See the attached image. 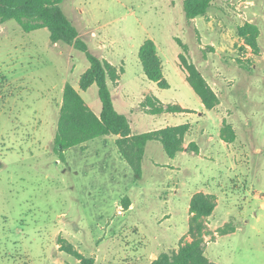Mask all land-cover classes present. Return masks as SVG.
<instances>
[{
	"label": "rangeland",
	"instance_id": "rangeland-1",
	"mask_svg": "<svg viewBox=\"0 0 264 264\" xmlns=\"http://www.w3.org/2000/svg\"><path fill=\"white\" fill-rule=\"evenodd\" d=\"M61 8L91 53L123 69L108 86L132 133L187 122L183 145L197 149L170 158L148 141L140 179L113 135L60 158L54 137L64 84L96 114L101 109L95 84L78 88L89 63L74 46L51 43L46 28L0 22V264H80L67 249L94 264H149L190 240L189 200L198 191L216 197L205 255L214 264H264V0H211L190 21L182 0H64ZM245 23L259 30L257 52L238 35ZM146 38L157 46L168 88L143 73L138 49ZM175 38L218 95L215 108H198ZM147 95L197 111L145 114ZM224 124L231 142L220 136Z\"/></svg>",
	"mask_w": 264,
	"mask_h": 264
},
{
	"label": "trees",
	"instance_id": "trees-1",
	"mask_svg": "<svg viewBox=\"0 0 264 264\" xmlns=\"http://www.w3.org/2000/svg\"><path fill=\"white\" fill-rule=\"evenodd\" d=\"M64 0H0V22L14 20L24 32L46 28L51 43H65L82 51L89 63L80 75L78 88L87 90L95 84L101 103L99 114H96L84 101L78 89L70 83L63 87L62 102L59 108L57 129L55 132L54 149L63 159V151L86 141L101 136H116L115 144L121 158L128 165L136 179L142 175V159L145 145L150 140L159 141L164 152L174 158L178 152L192 150L197 147L190 142L184 147V137L190 128L189 123L168 125L159 129L142 133H132L128 117L118 112L113 104L108 82L116 84L123 69H118L106 59L100 58L88 49L87 44L78 34L76 27L68 19L61 8ZM211 0H182L183 12L187 21L206 13ZM259 30L256 25L245 23L238 28V35L245 38L246 44L255 52L258 51L257 37ZM181 48L178 59L186 74V81L193 92L199 97L207 110L219 104V97L208 84L198 67L187 57L188 46L179 38H175ZM138 58L145 77L156 83L159 88H168L169 83L164 77L161 58L155 42L146 38L138 49ZM140 107L148 114L157 115L164 112L182 113L189 111L179 104H164L156 96L147 95L141 101ZM220 136L227 142L235 138L229 124H224ZM124 206H129L125 201ZM216 207V197L212 193L195 192L189 200L188 234L190 240L180 243L176 250L161 252L149 264H214L205 255V235L207 228L205 219ZM227 226V225H226ZM221 234L227 232L226 227L218 230ZM72 252L80 264H94L93 257H85L78 252ZM129 264V263H125Z\"/></svg>",
	"mask_w": 264,
	"mask_h": 264
},
{
	"label": "crops",
	"instance_id": "crops-1",
	"mask_svg": "<svg viewBox=\"0 0 264 264\" xmlns=\"http://www.w3.org/2000/svg\"><path fill=\"white\" fill-rule=\"evenodd\" d=\"M110 63H112V62H110ZM120 79V78H119ZM185 79H186V75H185ZM118 82H119V80H118ZM118 82L116 83V85L118 84ZM109 83V82H108ZM116 85H114V86H116ZM169 86H170V84H169ZM77 89V88H76ZM112 96V95H111ZM159 99V98H158ZM160 100V99H159ZM112 101H113V99H112ZM161 101V100H160ZM162 103H164L163 101H161ZM201 102V101H200ZM113 104H114V102H113ZM177 104H179V103H177ZM124 105H126V99L124 98ZM181 107H183V108H186V109H188L189 111H192L191 113H194L195 111H197V109L195 108H188V107H186V106H183V105H181V104H179ZM203 105H202V103H200L199 104V106H198V108H200V107H202ZM114 107H115V109L117 110V106H115V104H114ZM119 109V111H120V113H122V110H124L123 109V106H122V108L120 107V108H118ZM140 109V108H139ZM118 111V110H117ZM118 111V112H119ZM140 111L141 112H143V113H145V114H148V113H146L142 108L140 109ZM194 111V112H193ZM124 114V113H123ZM162 114V113H161ZM183 114V113H182ZM157 115H159V114H157ZM175 125H177V124H175ZM130 128H131V125H130ZM131 132H132V129H131ZM104 137H106V136H101V137H99V138H104ZM115 138H116V136H114ZM83 144V143H82ZM185 147V146H184ZM182 153H184L185 154V152L184 151H182ZM124 161V160H123ZM125 162V161H124ZM210 260V259H209Z\"/></svg>",
	"mask_w": 264,
	"mask_h": 264
}]
</instances>
